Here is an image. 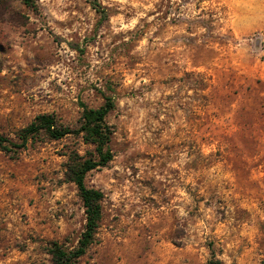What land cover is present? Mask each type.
<instances>
[{
  "label": "rangeland",
  "instance_id": "rangeland-1",
  "mask_svg": "<svg viewBox=\"0 0 264 264\" xmlns=\"http://www.w3.org/2000/svg\"><path fill=\"white\" fill-rule=\"evenodd\" d=\"M106 96L114 157L86 176L104 197L80 264H264V0H0L1 135L42 113L78 127ZM94 151L0 146V264L78 246L67 164Z\"/></svg>",
  "mask_w": 264,
  "mask_h": 264
},
{
  "label": "trees",
  "instance_id": "trees-1",
  "mask_svg": "<svg viewBox=\"0 0 264 264\" xmlns=\"http://www.w3.org/2000/svg\"><path fill=\"white\" fill-rule=\"evenodd\" d=\"M25 1L31 3L32 0ZM99 11L106 13L103 8H99ZM105 98V102L97 108L82 104L83 110L78 127L60 123L54 114L42 113L17 132L18 141L0 134V146L5 151L18 152L27 147L30 140L35 139L41 133L52 139H61L72 134L81 135L87 143H91L95 147L94 155L83 157L75 153L70 156L67 164L66 174L70 180L77 184L83 200L86 225L77 247L66 249L58 243H53L50 254L54 264H80V258L94 241L98 223L102 216L101 201L104 194L99 189L88 187L86 176L89 171L106 166L114 157L112 150L108 147L112 139L113 129L107 121V116L115 108L116 103L111 96ZM209 264H221V260L214 258L209 260Z\"/></svg>",
  "mask_w": 264,
  "mask_h": 264
}]
</instances>
